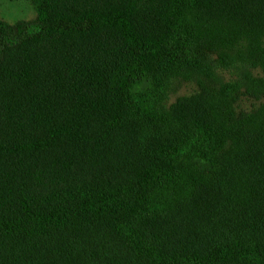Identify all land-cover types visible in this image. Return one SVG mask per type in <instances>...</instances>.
<instances>
[{"label": "trees", "instance_id": "trees-1", "mask_svg": "<svg viewBox=\"0 0 264 264\" xmlns=\"http://www.w3.org/2000/svg\"><path fill=\"white\" fill-rule=\"evenodd\" d=\"M30 1L0 19V264H264V100L235 108L264 0Z\"/></svg>", "mask_w": 264, "mask_h": 264}, {"label": "rangeland", "instance_id": "rangeland-1", "mask_svg": "<svg viewBox=\"0 0 264 264\" xmlns=\"http://www.w3.org/2000/svg\"><path fill=\"white\" fill-rule=\"evenodd\" d=\"M36 16V10L30 0H0V19L7 21L9 23H16L21 21H29L34 19ZM264 45V37L262 39ZM246 46L243 44L241 47L244 50L242 59L237 62L242 65V70L240 69V76L242 80H247L246 71L250 72L253 78H263L264 79V67L257 66L251 67L252 60L249 59V56L246 55ZM240 47V46H239ZM238 48V47H235ZM223 49H220L218 52H221ZM218 52H203V55L211 57L210 60L218 57ZM237 51L231 52L235 54ZM207 54V55H206ZM216 78H209L204 75H194L190 80L184 77H175L172 80V87L168 93V98L166 101V108L169 109L173 104H175L180 98L191 97L194 95L203 94L202 92L209 90L210 88H216L221 83L226 82L227 80L233 79L236 77V70L234 69H217ZM246 85L241 88V94L238 102L235 105L236 111L249 110L252 106L258 105L260 102H263L264 98L256 100L255 97H251L249 92L246 89ZM227 142V141H226ZM236 147V138L231 136L230 140L226 145V153L223 150L221 157H219V168H222L223 164L228 160V154L231 151H235Z\"/></svg>", "mask_w": 264, "mask_h": 264}]
</instances>
